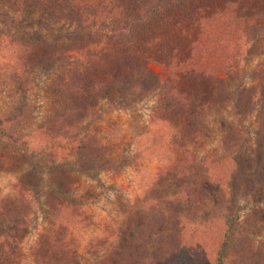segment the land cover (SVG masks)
<instances>
[{
    "label": "rangeland",
    "instance_id": "obj_1",
    "mask_svg": "<svg viewBox=\"0 0 264 264\" xmlns=\"http://www.w3.org/2000/svg\"><path fill=\"white\" fill-rule=\"evenodd\" d=\"M214 1L212 6L227 10L192 12L179 23L157 27L152 34L159 30V40L147 53L123 51L103 37L73 39L76 24L70 21L0 4V117L13 119L4 125L13 131L19 114L31 115L19 134L0 142V200H9L0 204L15 214L11 219L0 211V235L21 241L14 251L22 264H210L224 232L221 211L227 213L230 204L231 155L247 134L250 162L235 176L234 188L241 233L225 264H264V175L259 181L252 174L259 156L264 158L263 133L254 141L256 115L237 121L227 93H216L214 103L201 93L221 80L232 89L239 79L250 92L264 82V31L254 40L242 37L264 3ZM37 39L51 48L58 44L57 51H69L73 60L87 57L90 84L106 85L137 66L168 75L173 49L180 60L189 54L173 72L176 92L167 99L170 106L176 102L177 112L165 113L158 97L148 93L129 99L117 92L111 98L91 90L76 93L71 78L32 69L21 45ZM243 99L247 105L249 95ZM244 105L249 112V103ZM23 140L35 151L64 145L46 154L48 164L52 159L61 165L42 169L43 194L27 198V207L15 200L24 193L35 196L41 186L17 147ZM178 192L184 193L179 217L167 211L163 196ZM58 210L69 224L55 222ZM150 237L147 248L144 240ZM63 243L71 246L64 249Z\"/></svg>",
    "mask_w": 264,
    "mask_h": 264
},
{
    "label": "trees",
    "instance_id": "obj_2",
    "mask_svg": "<svg viewBox=\"0 0 264 264\" xmlns=\"http://www.w3.org/2000/svg\"><path fill=\"white\" fill-rule=\"evenodd\" d=\"M215 2L214 0H0V4L8 6L13 9H23V10H32L38 11L43 14L49 15L54 20H67L76 24V30L73 34V39L76 37L79 39L81 35L88 37H103L107 39L110 45L118 46L121 50H130L133 52L147 53L151 51L157 44L159 33L157 30L152 34V31L158 28H163L170 26L172 23H179L183 18H187L192 12L198 14L201 11L214 10L216 14H221L227 7L223 6V9L220 10V6H212L211 3ZM236 0L233 1V3ZM219 3V1H218ZM264 3V0H263ZM232 4V1H231ZM198 5L201 8L195 9ZM199 6V7H200ZM215 8V9H213ZM243 12H249L246 8H242ZM192 10V11H191ZM196 10V11H195ZM245 10V11H244ZM261 14L252 15L253 19L248 21L247 26L245 27L244 32L242 33L246 39H256L260 32L264 31V11H259ZM195 14V15H196ZM252 18V17H251ZM153 23H156L155 26L151 29ZM87 34H86V33ZM247 35V36H246ZM146 36H149L146 38ZM240 38V37H239ZM21 51L25 58L33 60L32 69H40L46 71L47 74L52 70L54 73L59 74V77L71 78V81H74L72 85L73 91L81 92L91 90L93 95L100 94L107 96L106 98H111V95L121 93L124 98L135 97L136 94L148 93L149 95L158 97V108L164 111L165 113H173V110L176 111V102L175 104L168 105L167 99L171 97L176 92L177 82L173 80L174 73L178 71L179 67L188 61L190 55L183 57L182 60L178 59L176 56L177 49L174 48L171 53V61L165 68H168L167 72L170 74L155 73L152 70L144 67H133L131 71L124 73H118L115 79L112 82L107 83L106 85L101 83L87 81V77H91V61L85 57L82 60L76 59L73 60L70 52L57 51L58 44H55L53 48L48 46L44 40L37 39L35 44L24 43L21 45ZM189 45L182 48V51L186 53ZM23 49V50H22ZM177 58V59H176ZM170 70V71H169ZM173 70V71H172ZM53 74V73H52ZM177 74V73H175ZM170 75V77H168ZM237 83L229 87L222 80L215 82L211 87L210 84L202 88L204 100H210L211 103L216 101L215 95L226 94L230 98V113L234 115L238 121L245 114H250L253 112L256 115V121L258 122V128L254 133V141L257 139H264V82L260 84L259 87L253 88L250 92V89L242 86V81L237 80ZM146 87V88H145ZM255 89V90H254ZM249 95V112L245 111L243 108L242 101L244 96ZM118 98V97H116ZM213 100V101H212ZM242 100V101H241ZM246 101V100H245ZM244 102V101H243ZM247 102V101H246ZM245 102V103H246ZM245 104L244 106H248ZM118 108L123 106V102H118ZM164 106V107H163ZM157 107V106H156ZM74 108V107H73ZM244 110L245 112L241 111ZM177 112V111H176ZM2 115V113H0ZM31 115L29 113H21L17 116L16 121L18 122L15 130L5 129L4 125L11 123L13 119H5L0 117V142L7 138L13 137L15 134L22 130L24 125L28 124ZM12 120V121H11ZM15 120V119H14ZM239 127V126H238ZM248 133L247 131H245ZM85 136V135H84ZM82 136L77 137V140L81 139ZM69 141V139H67ZM250 141L249 134L245 135L241 139V145L243 146L239 151L235 150L231 155V161L234 165V174L230 178L227 188L229 197V206H227L226 213L224 210L221 212V218L224 221V232L221 235V239L218 244L217 253L213 262L210 264H225L227 261V254L233 243L238 237L239 231L236 229V223L238 221L239 211L236 210L234 203V188L236 184L235 176L239 175L242 171V168L249 164V153H248V143ZM5 145L13 146L15 144L10 143L9 141H4ZM17 146L20 148L27 158V165L30 169L33 170V180H37L38 184L41 186L36 192V195H27L24 193L20 195L18 200H15V204L24 205L27 207V198L33 199L39 197L43 194L41 190L44 186V181L42 179L43 171L42 169H57L61 163L51 159V163L46 162V154L53 152V150L60 149L63 143H56V145L48 144L40 150H30L28 143L23 140ZM259 160V161H258ZM258 160L255 163V166L252 168V174L254 178H257L259 181H262V176L264 175V158L259 156ZM65 163L64 166H66ZM249 166V165H248ZM253 182V181H251ZM29 192V191H28ZM32 194V193H30ZM164 200L167 202L169 208L167 211H173L174 214L183 216L182 207V198L184 193H164ZM9 200H0V203L8 202ZM0 211L4 212L6 216L10 218H15L13 210L8 211L7 208L3 207L0 204ZM4 219L5 216H3ZM57 220L66 221L70 223L68 218H65L61 215V210H58V214L54 215ZM0 215V219H1ZM192 224L195 225V222ZM22 223L13 225V228L16 230L17 227H21ZM59 227L61 224H59ZM65 227V226H64ZM61 233L63 230H59ZM68 232H65L67 235ZM4 238L5 240H3ZM67 236L61 237V240L64 241ZM141 241L144 246L147 248L152 245V238L138 239V242ZM148 242V243H147ZM69 243L68 245H70ZM21 246V241H17L16 237H2L0 235V264H22L23 257L19 254H16L15 249ZM69 248L67 244H62V247ZM13 248V251H12ZM187 251V250H186ZM186 253V252H185ZM70 264H72L70 262ZM151 264V260L149 262ZM153 264V263H152ZM155 264V263H154ZM157 264V263H156Z\"/></svg>",
    "mask_w": 264,
    "mask_h": 264
}]
</instances>
